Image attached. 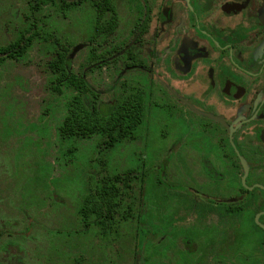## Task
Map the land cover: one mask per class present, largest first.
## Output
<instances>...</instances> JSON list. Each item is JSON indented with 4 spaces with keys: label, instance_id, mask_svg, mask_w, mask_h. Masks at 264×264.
<instances>
[{
    "label": "flooded vegetation",
    "instance_id": "af4514ba",
    "mask_svg": "<svg viewBox=\"0 0 264 264\" xmlns=\"http://www.w3.org/2000/svg\"><path fill=\"white\" fill-rule=\"evenodd\" d=\"M43 60L47 90L72 91L50 145L55 174H71L68 154L95 137L99 155L72 201L47 178L18 213L0 194V264H264V0H0V101L13 99L6 79L41 72ZM68 69L98 113L140 103L136 135L113 149L98 134L69 137ZM1 130L0 148L12 149ZM137 139L146 151L154 139L171 145L137 165L129 147L106 171Z\"/></svg>",
    "mask_w": 264,
    "mask_h": 264
},
{
    "label": "rangeland",
    "instance_id": "374dc122",
    "mask_svg": "<svg viewBox=\"0 0 264 264\" xmlns=\"http://www.w3.org/2000/svg\"><path fill=\"white\" fill-rule=\"evenodd\" d=\"M70 26L73 27H70V33H76L74 20ZM82 55L83 53H80L75 61V71L79 70L78 65L82 63ZM45 62V60L41 62V72H36L35 75H21L18 79L14 77L6 79L3 97L9 95L13 99L6 97L0 101L2 104L0 105L1 137L5 140L13 138L16 142L12 149L0 148V170L5 176L4 183L0 187V194L5 198V203L2 204L4 210L11 207L15 213L24 209L25 201L20 198L27 192L32 194L39 183L43 182V178H47L49 185L68 186V194L66 189L64 190L66 194H60L59 197L64 199L68 197L72 201V198L76 197L73 195L82 193L87 185L83 167L86 166L87 172L92 170V164H89V161L99 155L100 138L95 137L93 140L85 141L84 147L78 148L79 151L68 154L67 161L73 164L71 168L69 167L71 174L68 175L66 166L63 167L62 173L59 171L55 174L54 168L56 166L60 168L61 161L59 159L57 164L54 163L52 160L55 161L56 157L52 158V154L53 150L59 149L54 147L50 150V145L54 143L53 131L57 129L58 123L65 116V106L72 91H65L63 95L58 96L47 90L49 77L45 74L47 70L44 66ZM89 78L93 85V77L89 76ZM105 99L109 97L106 96ZM151 129L155 133L159 132L158 126H152ZM141 143L142 141L137 139L117 148L116 153L112 154L111 159L109 158V162L106 161L108 164L103 165L106 171H111L113 166L118 167L124 163L123 152L129 147L125 152V159L129 161L130 157H134L135 160L131 164L137 165L140 153L151 157L158 146L166 149L171 145L170 141L154 139L151 150L146 151ZM58 156L60 158V154ZM88 165L91 167L89 168ZM50 176H52L51 180H49ZM68 212L69 209H66L70 220L71 214Z\"/></svg>",
    "mask_w": 264,
    "mask_h": 264
},
{
    "label": "trees",
    "instance_id": "16d2710c",
    "mask_svg": "<svg viewBox=\"0 0 264 264\" xmlns=\"http://www.w3.org/2000/svg\"><path fill=\"white\" fill-rule=\"evenodd\" d=\"M95 0H86L93 8ZM68 66L71 68V59L68 58ZM54 70H64L63 58L52 63ZM68 78V85L73 88L76 94L69 105L68 116L65 120L63 130L69 137H89L94 134L107 138L105 144L108 149H113L122 144L130 136H135L141 125L142 109L140 103L127 104L122 102L117 106H109L101 111L97 110L96 103L87 97L88 85L81 78L68 71L63 72ZM67 73V74H66ZM137 240V238H136ZM154 247L149 244L148 261L155 262L157 253ZM90 261H95L92 256Z\"/></svg>",
    "mask_w": 264,
    "mask_h": 264
}]
</instances>
